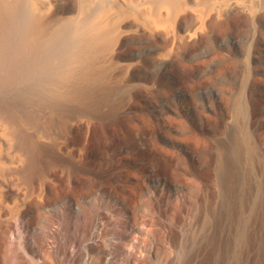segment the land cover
Here are the masks:
<instances>
[{
  "label": "bare ground",
  "instance_id": "1",
  "mask_svg": "<svg viewBox=\"0 0 264 264\" xmlns=\"http://www.w3.org/2000/svg\"><path fill=\"white\" fill-rule=\"evenodd\" d=\"M58 1L59 0H0V223L3 220V216L5 215V211H7V209L9 210L8 207L11 203V202H9V205H5L4 199H10L11 198V200H12V198L19 197L21 200V203L23 205V207L20 208L19 210H21V209L26 210L27 207L31 203H35L32 208H33V211L38 212V211H40V209L43 206L45 207V203H46L47 199L50 202V204H51V202L54 203L55 201H58L60 199V197L62 196L60 194V192H61L60 188L66 184L65 182H68L67 185H69V186L73 185L72 187H75V189H77V187H78V186H76L77 184H81V183H79L81 181L86 182L87 184H89L91 186V189L88 188L90 190L87 189V191H85L84 193H83V191L81 192L83 195H80V198L83 196L85 198V196L87 195L89 197L92 196L95 199L99 195L98 192L103 191V190H109V191L112 189L114 190V187H115V190L117 188H119L120 189L119 191L120 192L122 191V193H120V194H122L121 197L123 196L122 199H123V201L125 200V202L128 206L131 207L134 204H137V201L140 202L139 204H141L142 201H139L138 199H139V197L145 198L144 194L148 189V187H147L148 185L146 184V180L148 179V174H147L148 172L146 170H144L147 173H140L139 176L135 177V178H137L135 180L134 176L131 174L130 170L127 169L128 165H129L128 163H127L128 165L126 164L127 166L125 167V169L123 167H121L120 163L125 162V161L127 162L128 156H131L132 154L130 155V153H129L128 156L125 155L126 150L124 148V143L122 141L123 136H121L122 132L120 134V130L121 129L125 130L123 128H127V127L128 128H135V129H140V128L151 129V128H153V130H154V124H155L154 121L156 119V116L154 114L150 113V110H149V112L146 111L143 108V106L141 105L143 103L140 104L139 102H134L133 100L135 99L136 96L133 97V100H132L133 102H132L131 101L132 98L130 99V97L132 95L129 96V99H128L127 98L128 95H126L122 91V86H126L125 82L127 81V79H129L131 77L134 78V76H133V73L135 72L134 68L138 67V64H140L139 63L140 61L137 62L136 64L123 62V64H120L118 67H111V63L114 60H118V59L124 60L125 59L123 56L124 52H125L124 46H125V43H127V41H129V39H132L133 37H140L141 38V36H145L147 38H156L157 34L160 33V31H162V32L164 31V34L166 35V39H165L166 40L165 41V47L167 48L166 53H167V56L171 57L173 60V63H172V67L174 68L173 70H175L178 73V77H177L178 80H177V82H174V83L175 84L178 83L177 85H179L178 88L181 89V92L184 90H187L188 92H190L192 94V96L190 97L191 100L189 99V102H188L185 99L184 94L181 93V103H179L180 106L179 107L177 106L178 109L175 110L176 116H177L176 118H172L170 115L165 116V113L164 114L162 113L159 116V118H161L163 120L162 124L164 125V127L165 126L169 127V126H171L170 124L173 123L172 125L173 126L175 125L174 129H176L177 128L176 126L179 125L180 129L182 131L181 133H183L182 138H180L181 141L188 144L187 147L190 146L189 148H191V146H194V147H196L195 150L199 149V157L197 154L198 152L196 153L197 157L189 154V157H191V160L193 162L191 163L189 161L191 165L190 164L188 165V163H187L188 161L186 160L187 158L184 155V153L186 152V149H184V148L179 147V148H181V150H180V152H178L179 149L177 151V149H176L177 147L175 148L173 146L175 148L174 150H176V153H174L175 152L174 150L171 151L169 149L170 147L168 148L169 150L164 151L163 149H165V147L160 148L158 145L159 143L158 144L155 143L157 145V147H155V148L153 147V148L156 150L154 152L157 153V155L159 152L160 155L162 156V158L164 160H167V161L170 157H172V154H174L173 158H174L175 154L178 155V157L180 156L179 157L180 159L179 158L178 159L181 160V163H179V166L182 167L181 169L187 168L186 169L187 171L183 169L187 173H191V172H188V169H189V171L193 170V172L194 171L196 172L195 175L197 174V176L200 177V179L197 178V179L193 180V182H192V183H194V189H195L196 198H197V199L196 198L193 199V197H192V200H194V201H195V199L197 201L201 200L203 203L204 197L205 196L207 197L206 193H210V192H207V189L205 188L206 187L205 184H202V183L209 178L210 174H213V173H211L212 170L209 167H207L209 161H211V159H213V155H214L211 152L212 151L211 148H212V144H213L211 142V130H212L211 129L212 128L211 122H212V120H215L218 123L221 119V116H222L219 114H222V112L220 111L221 109H219V111H218L219 113H217V116H216V114L214 116L213 113H212V115H210V113L207 114L208 112L205 113V111H206L205 106H204L205 104H202L204 107V109L202 108L203 110H201L199 108V106H198L199 103L197 104V101L199 100V98L196 101L193 97V93H195V91L197 90V87H200V86H196V83H197L196 80L201 75L200 72H204V70H206L209 67H207L206 69H203L205 67L202 68L201 67L202 65L201 66L199 65V62H197L196 56L194 57V59L191 58L192 60L189 63H186L185 60L191 56V53L194 50L199 49L200 46L202 47L203 44L207 43L208 40H206V39H208V37H206V34H207V32L209 33V31H211V32L215 31L218 35H220L221 38L223 37L222 34L224 33L225 29L226 30L228 29L231 32V34L233 33L232 35L238 36V35H241L242 32L245 33L244 29L246 31V28L248 29V27H250V26H248L249 24L254 25V27H257L258 29H260V32L263 31L264 30V0H71L72 3H74L77 6V13L75 14L74 17H71L68 20L65 19V21L57 22L56 14H57L59 9L57 8L56 5H57ZM67 18H68V16H67ZM257 31L255 29L254 33ZM261 34H263V33H261ZM263 37L264 36H262V40L264 41ZM259 38H261V37H259ZM226 43H228V41ZM213 47H212V49H214ZM216 47H217V45H216ZM229 47H230V45H229ZM133 48H135V47H133ZM206 48L209 49V47H206ZM261 48H263V47H261ZM201 49H203V48H201ZM228 49H226V50H228ZM231 50H233V49H231ZM231 50H229L231 52L230 55L233 54L235 56L236 52L231 51ZM260 50H261L260 52H257V54L253 55V57L251 58L252 62H256L257 60L262 62V60H264V51H263V49H260ZM203 52H201V55L198 54L199 56L198 55L197 56L202 57ZM210 52L212 54H214L215 50L213 52L211 50ZM194 53H195V51H194ZM224 53H226V52H224ZM224 53H222L221 51H220V53H219V51L215 53L216 57L223 56L222 58H220L221 60H219V61H222V59L224 58V55H225ZM205 54L207 55V53H205ZM217 55H219V56H217ZM193 56H194V54H193ZM216 57L214 59H216ZM208 58L209 57L205 58V60L207 59V64L210 63V62H208L209 60L211 61L213 59V58H211L208 60ZM217 59H219V58H217ZM227 59H225V60H227ZM202 60H204V59H202ZM217 61L218 60H216L215 62L217 63ZM215 62H214V64H215ZM204 64H206V63L204 62ZM210 64H212V63H210ZM232 65H235V64H232ZM232 65L230 67V65L228 64V67L232 69ZM208 66H209V64H208ZM211 68H212V65H210V69H208L209 72H210V70L213 69V68L212 69ZM217 68L219 69L218 66L216 67V69ZM223 68L224 67L220 68V71ZM225 68H227V66ZM231 69H229V70H231ZM257 70H259V69H257ZM252 71H253L252 72L253 73V75H252L253 76V78H252L253 84H251V86L249 85L250 87L248 86V87L243 88V90H240V91H242L241 96L243 94V99L242 98L241 99L244 101L243 102L240 101L238 103L239 108L241 109L239 111V113L241 111L243 112V109H245L246 112L245 111L244 112L247 113V114H244V112H243V115H247V117H245L242 115V112H241L243 119L245 117V119L247 118V120H248L247 125L245 124L241 130L237 131L238 133L236 132V134H237L236 139L237 140L233 138L234 139L233 142L236 140L235 141L236 145H235L234 149H233V147H234L233 143L231 144V145H233V147L232 146L229 147V145L227 146L226 143H223L227 146L226 147L225 145H223L221 143L222 145H219L218 150H216L217 152L214 151V153H216L215 155H217V153H218L221 162L226 166V167H221V168H226V171L229 168H232V167H229L227 169V167L231 163L232 156L233 157L235 156L236 158H238L239 156H241L244 153L248 154L247 150H248L249 144H250V142L248 143V141H250V137L252 138L251 141H253V139L255 138V137L253 138L251 136L253 133L249 137V134L251 133L250 130L254 129L253 127L255 126L256 120L258 119L257 118V112H258L257 110H258V106L260 104V101L254 97V95H255L254 94V88H256V86L257 87L261 86V85L264 86V79H263V77L260 78V75L257 77L255 76L256 75V69H254ZM216 72H219V70ZM223 72H225V71H223ZM260 73H262V72H260ZM120 74H122L121 76L123 79L122 78L120 79V77H118ZM137 75H138V73H137ZM214 75H217V74H214ZM214 75L212 74V77ZM222 75H224V73ZM249 75H251V74H249ZM139 76L141 77V75H139ZM205 78H207V77H205ZM136 81H138V80H136ZM143 81H144V79H143ZM213 82H212V84H213ZM143 83L145 84V82H143ZM203 83H204V80H203ZM141 84H142V82H141ZM151 84H152V82H151ZM198 84L203 86L202 84H200V81H199V83H197V85ZM145 85H147V84H145ZM206 85H208V84H206ZM147 86H149V85H147ZM151 86H153V85H151ZM215 86H216V84H215ZM139 87H140V85H139ZM167 87L168 86H166V88ZM146 88H148V87H146ZM228 88H230V87H228ZM143 89H145V88H143ZM173 90H174V88H173ZM218 90H220V89H218ZM225 90H227V89H225ZM143 91L144 90H142V92ZM165 91H167V90H165ZM168 92H170V91H168ZM168 92L166 93V95L168 94ZM171 92H170V94H171ZM128 93H129V91H128ZM140 93H141V91H140ZM130 94H131V92L129 93V95ZM132 94H133V92H132ZM146 94H147V92H146ZM150 94H153V93H150ZM209 94H210V92H209ZM218 94H220V93H218ZM147 95H149V94H147ZM199 95H200V92H199ZM199 95H196V97L197 96L199 97ZM221 95H222V92H221ZM140 96H141V94H140ZM168 96H169V94H168ZM202 97L204 98V96H202ZM208 97H209V95H208ZM141 98L142 97H140V99ZM146 98H147V96H146ZM148 98L152 99L151 97H148ZM201 100L202 99H200V102H202ZM149 101H151V100H149ZM154 101H153V103H154ZM210 101H212V99ZM186 102H188L190 104V109H191L190 111H187L185 109L186 105L184 103H186ZM208 102H209V100H208ZM146 105L150 106V104H146ZM213 105L214 104H212V106ZM171 106L173 107V105H170V107ZM212 106H211V108H213V109H215L217 107L216 106L214 108ZM157 107H159V106H157ZM157 107L154 109H157ZM148 109H150V108H148ZM174 109H175V107H174ZM130 111L131 112L132 111H135V112L138 111L137 115H138V113L140 114L139 115L140 117L138 116L139 119L137 118L138 120H136L135 116H132L130 114ZM163 112H172V108L167 109ZM225 115H226V113H225ZM243 119H242V121H243L242 123H244L246 121L245 119L244 120ZM171 120H174V121L172 122ZM174 122L178 123V124L176 125V124H174ZM157 123L159 124V122H157ZM217 123H215V124H217ZM158 124H155V125H158ZM162 124H160L158 126H161ZM217 125H219V123ZM241 126H237V128H241ZM164 127H162V129ZM256 127H258V126H256ZM214 128L215 129H213V130H216V127H214ZM221 128L225 129L226 127H224V125H223ZM219 132H221V130ZM169 133L170 132H168V134ZM228 134H230V133L228 132ZM231 135L233 136V134H231ZM228 136H226V137L228 138ZM226 137L222 138V139H226ZM214 138H216V139L219 138L218 134ZM212 140H215V139H212ZM152 141H153V139H152ZM165 141H167V140H165ZM246 141L248 143V147L244 146ZM217 142L219 144V140L216 141V143ZM227 143H229V142H227ZM255 144H257V142ZM80 146L87 147L86 152H83L81 150ZM160 146H162V144H160ZM242 146H244L245 149L247 148L246 149L247 152H244L242 150ZM133 147H135V146H133ZM250 147L252 148L253 145L251 144ZM230 148L233 149L234 151L229 150ZM127 149H129V147H127ZM252 149H250L249 152L250 151L253 152ZM195 150H194V152H195ZM135 152H137V151L134 150V153ZM254 152H255V150H254ZM110 155L113 156V158L115 157V159L110 161V159L112 157L111 158L107 157L108 159L106 160L105 156H110ZM137 156L138 155H136L135 157H137ZM248 156H249V154L247 155V157ZM132 157H134V155ZM132 157H129V158H132ZM135 157H134V159H135ZM189 157H188V159H189ZM245 157H244V159L247 158V157L246 158ZM158 158H159V155H158ZM173 158H171V159H173ZM239 159H241V158H239ZM137 160L138 159L136 158L135 161H137ZM87 162H89V163H87ZM214 162H217V161L214 160ZM236 162H237L236 164H238V161H236ZM137 163H139V162H137ZM159 163H160V161H159ZM186 163H187V165H186ZM211 163H212V161L210 162V164ZM246 163H247V161H246ZM152 164H153V162H152ZM219 164H221V163H218L217 165H219ZM144 165H146V164H144ZM169 165H170V162H169V164L166 161L161 162L160 165H158V166H160L161 167L160 169H162V170H159V171H161V173L165 172V174H167L166 171H167ZM217 165L215 164L214 166L217 167ZM158 166L155 168H158ZM248 167H249V165H248ZM129 168H130V166H129ZM139 168H141V166ZM219 168L220 167L218 166L217 169H219ZM234 168L232 169V172H234ZM170 169H171V167H170ZM170 169H168V170H170ZM131 170L133 171V169H131ZM224 170H222V171L225 172ZM238 171H239V169H238ZM8 172L13 173L17 177V180H18L17 183H16V181H15V183L11 182L10 181L11 179L10 180L8 179L10 176L6 179V175ZM135 172L133 171V174ZM214 172H216V171H214ZM242 172H244V171H242ZM136 173L138 174L139 172H136ZM227 173L229 174L228 171H227ZM181 174H182V172L180 173V175ZM230 174H231V176H233V175H235V172L233 173V175H232V173H230ZM240 174H241V172H240ZM224 175H225V173H224ZM236 175L239 176L238 174H236ZM212 176H215V175H212ZM235 176H233L231 178L233 180V183H235V181H236ZM220 177L221 176H219V179H220ZM244 177L246 179V176H244ZM247 177H249V176H247ZM181 178H185V177H181ZM186 178H188V177H186ZM115 179H117V182H118L117 184L114 183ZM240 179L241 178H239L238 180H240ZM66 180H68V181H66ZM220 180H223V179H220ZM228 180H230V179H228ZM244 180H242V181H244ZM12 181H14V180H12ZM180 181H182V180H180ZM189 181H191V180H189ZM237 183H239V182H237ZM237 183H235V184L237 185ZM235 184H234V186H235ZM89 185H88V187H89ZM225 185H227V184L224 183V186ZM230 185H232V184L230 183ZM238 185L235 186L237 188V190L240 189L239 188L240 186H238ZM241 185H246V184L244 183ZM234 186L232 185V188ZM229 187L231 188V186H229ZM248 187L252 188V186H248ZM207 188L209 190V187H207ZM218 188H217V190H218ZM72 189H74V188H72ZM204 189H206V190H204ZM224 189H225V187H224ZM71 191L69 190V192H71ZM240 191H239V193H236V194L234 192V194L238 195V194H240ZM66 192H68V191H66ZM247 192H248V190H247ZM247 192H246V194H247ZM62 193H64V192H62ZM100 193H103V192H100ZM192 193H194V192H192ZM232 193H233V191L231 192V195H232ZM76 194H78V192ZM111 194H112V191H111ZM147 194H145V195H147ZM243 194H245V193L242 192V196H243ZM246 194H245V196H246ZM249 194L251 195L250 192H249ZM116 195H118V194H116ZM72 196H73L72 200H74L76 203L77 195L72 194ZM208 196H209V194H208ZM213 196H215V195L213 194ZM78 197H79V195H78ZM107 197H108V195H107ZM209 197H212V196L210 195ZM116 198H117V196H116ZM143 198H141V199H143ZM212 198L214 199V197H212ZM120 199H118V200H120ZM187 199L189 200V198H187ZM240 199H242V198H240ZM115 202H117V201H115ZM77 204H79V202H77ZM257 204H255L256 207L259 205V204L258 205ZM176 205H178V204H176ZM199 205L204 207L201 204H199ZM30 206H32V205H30ZM135 206H137V205H135ZM259 206H261V205H259ZM14 207H15V205H14ZM119 207H121V206H119ZM124 207H126V206H124ZM205 207H206V204H205ZM207 207H209V206H207ZM251 207L255 208L253 206H251ZM122 208H123V206H122ZM194 208L195 207H193V210H195ZM198 208H199V206H198ZM198 208H197V210H198ZM262 208H260V209H262ZM13 209L14 208L10 209L9 211L12 212ZM117 209H119V208H117ZM199 209H201V208H199ZM205 209L206 208H204V210ZM207 209L211 210L212 207H211V209H209V208H207ZM216 210L218 211V209H216ZM224 210L225 209H223V211ZM84 211H86V210H84ZM123 211H124V209H123ZM257 211H259V212H258V214H255V215L256 216L258 215L260 217L259 220L264 219V218H262V217H264V215L260 212V210H257ZM129 212H130L129 214H124V213L118 212V217H115L116 232H117L118 236L119 235L121 236L120 233H123V230H125L123 228L128 227L126 225H128L131 222L132 217L134 219L136 218L135 216H132L133 214L131 213V211H129ZM197 212H195L194 215ZM205 212H207V211H205ZM52 213H53V211H52ZM88 213H87V217L85 216L86 217L85 219H87L85 221L87 223L90 222V218L88 216ZM116 213H114V214H116ZM199 214H201V212ZM248 214H249V212H248ZM205 215H207V214L205 213ZM205 215H204V218L208 217L210 214L207 216H205ZM14 216H15L16 220H17L16 217H19V215L18 216L14 215ZM197 216H199V215H196L195 217L197 218ZM221 216H222V214H221ZM256 216H255V218H256ZM10 217H12V216H10ZM139 218L136 220L138 221ZM209 218H211V217H208V222L206 223V226H207V224H209V226H210V223L213 226L214 224L212 222H210L212 219H209ZM246 218H248V215H246ZM201 219H203V218H201ZM256 219L258 220V217ZM213 220H214V218H213ZM249 220H251V217L249 218ZM253 220H252V222H253ZM17 221H19V219ZM112 221H114V220L112 219ZM197 221H199V219ZM201 221H203V220H201ZM223 221H222V223H224V225H225L226 223ZM246 221H248V220L246 219ZM23 222H24V220H23ZM204 222H202V223L204 224ZM215 222H217V221L215 220ZM252 222H249V223H252ZM258 222H257V224H259ZM28 223H29V221H28ZM32 224H34V223H32ZM195 224H196V222H195ZM198 224H201V223H198ZM257 224L254 227H250V226L246 227L245 230L243 231L244 232L243 238H242L244 240L243 241V244H244L243 247L244 246H247V247H244V248H246V251H243L242 253L246 252V255H248V257H249L248 252H251L253 250L250 253V255L251 254L254 255L256 264H264V225L262 223H261L262 225H257ZM87 225H89V224H87ZM17 226H18V224H17ZM198 226H200V225H198ZM203 226L205 227V224ZM225 226H227V225H225ZM85 227H87V226H85ZM217 227H216V230H217ZM15 228H17V227H15ZM207 228H208V226H207ZM13 229H14V227H13ZM25 229H26V227H25ZM209 229L211 230V228H209ZM212 229L214 230V228H212ZM5 230H6V228H5ZM15 230L16 229H14V231ZM20 230H21V232H19V230L17 232L22 233V229H20ZM200 232H202V230H200ZM203 232H205V231L203 230ZM0 233H2V232H0ZM7 233L8 232H6V234ZM19 233H18V235H19ZM229 233H230V231H229ZM49 234L51 235V233H49ZM218 234H219V230H218ZM221 234H223V232ZM240 234H242V232ZM10 235H12V233ZM4 236L1 234L0 254L5 259H9L11 257L10 258L11 260L9 259L10 260L9 262H11V264H20L18 261L19 255H20L22 260H24L25 258L30 259V261L32 260L31 263L34 262L35 258L37 256H40V255H41L40 258L42 259L41 264H49L48 261H51V260H48V257L51 258L52 254L51 255L47 254V251L43 248L47 244V241H48L47 236H44V237L37 239L36 242H31L34 244L36 243V246H34L36 248H34L33 251L31 250L32 252H30V250L27 246H23L24 244L16 245L15 244L16 242L14 243L15 239L12 240L13 236L12 237L8 236V238H7V236L6 237H4ZM20 237H22V236H20ZM31 237H29V238H31ZM200 237H202V235ZM237 237H238V235H237ZM237 237H236V239H237ZM16 238H17V236H16ZM109 238H111V237H109ZM220 238H221V235H220ZM19 239H20L19 240L20 242H17V243H21V240L23 238H19ZM25 239H24V241H25ZM209 239L207 240V243L205 242L206 243L205 246L201 245L203 242L202 243L200 242L201 243L200 246H197V248H199V249L196 252L194 251L195 252L194 256L191 254L193 257L189 260L188 264H195V263L196 264H217V262L219 260L215 257V254L218 252L217 251L218 247H220L219 245L222 244V242L217 247L218 243L216 244V241H214V238L211 237ZM225 239L226 238H224V240ZM238 239L240 240V237H238ZM221 241H223V240H221ZM238 241H237V243H239ZM22 242H23V240H22ZM234 242H233V244H235ZM230 243L231 242H229L228 244H230ZM226 245H227V243H226ZM194 246H195V244H194ZM19 248H21V251L18 253ZM194 249H196V248H194ZM190 250L192 253L193 252L192 249H190ZM59 251H61V250H59ZM188 252L190 253V251H188ZM64 253L65 254L62 253V255H64L65 264H82L81 263L82 260H83V262H85L84 260H86V259H84L83 256H80V254L78 257H74L75 255L73 256V249L71 251H69L68 253H66V252H64ZM48 255H50V256H48ZM227 255H228V253H227ZM241 255L243 257V254H241ZM59 256H61V253ZM216 256H218V255L216 254ZM242 257H241V260H242ZM62 258H63V256H62ZM229 258H230V256H229ZM57 259H60V258H57ZM231 259H229V260L233 264L234 261L232 262ZM237 259H238V257H237ZM227 260H228V258H227ZM233 260H235V259L233 258ZM243 260H245V259H243ZM28 261L29 260H27V262ZM37 261H35L36 264L38 262H40V261H38V262ZM236 261H235V263H236ZM59 262H61V260ZM230 262H229V264H230ZM4 263L7 264L8 262L4 261ZM238 263L241 264L239 262V260H238ZM8 264H10V263H8ZM183 264H184V262H183ZM185 264H187V263L185 262ZM219 264H220V262H219ZM244 264H246V261Z\"/></svg>",
  "mask_w": 264,
  "mask_h": 264
},
{
  "label": "rangeland",
  "instance_id": "2",
  "mask_svg": "<svg viewBox=\"0 0 264 264\" xmlns=\"http://www.w3.org/2000/svg\"><path fill=\"white\" fill-rule=\"evenodd\" d=\"M56 6L59 9L57 14H56L57 22L65 21V19L68 20L69 18L74 17L75 14L77 13V6L74 3H72L71 0H59L57 2ZM67 16H68V18H67ZM248 26H250V27H248V29L246 28V31L244 29V32L247 35L245 33H243V32H242L243 34L241 33V35H238V36L237 35H232L233 33L231 34V32L228 29H227L228 31L225 29V31H224L225 34L223 33L222 34L223 37L221 38L220 35H218L215 31L214 32L213 31L212 32L209 31V33L207 32L206 37H208V39H206V40H208V41H207V43L205 42L207 45L203 44L202 47L200 46L199 49L194 50L195 53H194V51L191 53L192 57L190 56L188 59L185 60L186 63H189L196 56V59H197V62H199V65L200 66L202 65L201 66L202 68L205 67L203 69H206L207 67H209L206 70H204V72H200L201 75L198 78L199 80L198 79L196 80L197 83H199V81H200V84L203 85V86H201L199 84L197 85V83H196V86H200L201 88L197 87V90L195 91V93H193V97H194V99L196 101L199 98V100L197 101V104L199 103L198 104L199 108L201 110H203L204 107H203L202 104H205L204 105L205 109H206L205 113L208 112L207 114L210 113V115H212V113H213L214 116H215V114L217 116V113H219L218 112L219 109H221L220 111L222 112V114H219V115H222L220 121L218 122L219 125H217L218 123L215 120H212V122H211V125H212V128H211L212 129L211 130V142L213 143L212 144V148H211V150H212L211 152L214 155H213V159H211L212 163L210 164L211 161H209L207 167H209L212 170L211 173H213V174H210L209 178L202 183V184H205L206 187L205 186L204 187L207 189V192H210V193H206L208 198L205 196L204 199H203V201H204L203 203H202L201 200H198V201L196 200L197 198H196V193H195V189H194V183H192L193 180H195L197 178L200 179V177H198L197 174L195 175L196 172L195 171L193 172V170L189 171V169H188V172H191V173H187L186 172L187 168L186 169L183 168L186 171L181 169L182 167L179 166V163H181V160H179L180 156L178 157V155H176V154H175L174 158H173L174 154H172V157H170L168 159V161H167V160H164L162 158V156L160 155V153L158 151L157 152H158V155H159L160 159L158 158L157 153L154 152V151H156L154 149L155 147H157L156 144L159 143L158 145H159L160 148H164L165 147V149H163L164 151L165 150H169V149L172 151L176 147H177L176 148L177 151L179 149L178 152H180L181 148L186 149V152L184 153V155L187 158L186 160L188 161L187 162L188 165L190 164V162L191 163L193 162L191 160V157H189V154L190 155H194L196 157H197V154H198V157H199V149H197L198 151L195 150L196 147H194V146H191V148H189L190 146L187 147L188 144H186V143L181 141L180 138H182V136H183L182 134L183 133H181L182 131H181L179 125L176 126L177 128L175 127L176 129H174L175 125L173 126L172 125L173 123H171L170 124L171 126H169V127L165 126L166 127L165 128L164 125L162 124L163 120L161 118H159V116L162 113L163 114L165 113V116L166 115H170L172 118H176L177 116H176L175 110H177L178 107L180 106L179 103H181V93L184 94L185 99L188 102H189V99L191 100L190 97L192 96V94L190 92H188L187 90H184V91L181 92V89L178 88L179 87V85H177L178 83L177 84L174 83V82H177V80H178V78H177L178 77V73L175 70H173L174 69L172 67L173 60H172L171 57L167 56V53H166V51H167V48L165 47L166 35L164 34V31L163 32L160 31V33L157 34L156 38H147L145 36H141V38L140 37H133L132 39H129V41H127V43H125V46H124V51L125 52H124L123 56H124L125 59L124 60L123 59L114 60L111 63V67H118L120 64H123V62L124 63L136 64L137 62L140 61L139 62L140 64H138V67L134 68V71H135V72L133 71L134 72L133 73L134 78L131 77V78L127 79V81L125 82L126 86H122V91L126 95H128V97H127L128 99H129V96L132 95L130 97V99L132 98L131 101L133 100V97L136 96L133 101L134 102H139L140 104L143 103V104H141L143 106V108L146 111H148V112L150 110V113H152V114H154L156 116V119L154 121L155 124H158L157 122H159L158 125L162 124L161 126H158V125L154 124V130L155 131L153 130V128H151V129H145V128L144 129L143 128L135 129V128H128V127L127 128H123L125 130H122V129L120 130V134L122 132L121 136H123L122 137L123 138L122 141L124 143V148H125L126 152L128 151L127 153L125 152V155L128 156L129 153H130V155L132 154L131 156H128L127 162L125 161L126 163L125 162L120 163L121 167H123L125 169V167L129 164L127 169L130 170V172L134 176L135 180L137 179L135 177L139 176L140 173H147L148 172L147 174H148V179L149 180L148 179L146 180V184L148 185L147 186L148 189L145 192V194H147V193L148 194L147 195L144 194L145 198L139 197V199H138L139 201H142L143 203L141 202V204H139L140 202L137 201V204H134L131 207L128 206L126 204L125 200L123 201V199H122L123 196L121 197L122 194H120V193H122V191L120 192L119 188H117L115 190V187H114L115 191L113 189L110 190V191L109 190L100 191V192H103L104 194L98 192L99 195L95 199L92 196L89 197L87 195L85 196V198H84V196L80 198V195H83L81 192L83 191V193H84L85 191H87L88 188L91 189V186L89 184H87L86 182H82L81 181L79 183H81L82 185L81 184H77L76 186H78V187H77V189H75V187H72L73 185L69 186V185H67L68 182H65L66 184L63 185L60 188V191H61L60 194L62 195L60 197V199L58 201H55L54 203L51 202V204H50V202L47 199L46 200L47 204L45 203V207L43 206L40 209V211H38V212L33 211L32 207L34 206L35 203H31L30 205H32V206L29 205L26 210H24V209L23 210L22 209L19 210L20 208L23 207L19 197L12 198V200H11V198L10 199H4V204L5 205H9V202H11L9 207H8L9 210L12 209V208H14V209L12 210V212H10L8 209H7V211H5V215L3 216V220H2L3 222L1 221V223H0V232H2V233H0V239H1V234L3 236L5 235L4 237L7 236V238H8V236H10V237L13 236L12 240L15 239L14 243L16 242L15 243L16 245L24 244L23 246H27L29 248L30 252H32L34 250V248H36V247H34V246H36V243L34 244V243H31V242H36L37 239H39L41 237H44V236H47L48 237V241H47L46 246H44L43 248L47 251V254H50V255L52 254L51 255L52 259L50 257H48V260H51V261L53 260L52 262L48 261L49 264H52L53 262H54L53 264H59V263L60 264H65L64 255H62V253L63 254H65L64 252L68 253L72 249H73V256L75 255L74 257H78L79 254H80V256H83L84 259H86V260H84L85 262H83V260H82V262H81L82 264H183V262H184V264H185V262L188 264L189 260L194 256L195 252L199 249V248H197V246H200V244L202 242L203 243L201 245L205 246L206 243H207V240L209 238L213 237L214 241H216V244L218 243L217 247L222 242V244L219 245L220 247H218V250H217L219 253L218 252L216 253L218 256H216V254H215V257L219 260L217 262V264H219V262H220V264H223V263L224 264H229V262H230L229 259H231L232 257L235 259V260H233V258L231 259L232 262L234 261L233 264L235 263L236 260L237 261H236L235 264H239L238 260H239V262L241 264H244L245 261H246V264H256L254 255L253 254L250 255V253L253 250L251 252H248L249 253V257H248V255H246V252L242 253L243 251H246V248H244V247H247V246L243 247V245H244L243 241L244 240L242 238H243V233H244L243 231L245 230L246 227H249V226L250 227H254L257 224L258 221H259L258 222L259 224H257V225H262V224L264 225V219L259 220L260 217L258 215L257 216L255 215V214H258V212H259L257 210H260V212L264 215V145H263L264 144V90H263L264 86L261 85V86H258V87L256 86V88H254V94H255L254 97L257 98L260 101V104H259L258 110H257L258 111L257 112V118L258 119L256 120L257 124L255 123V126L253 127L254 129H251L250 130L251 133L249 134V137H250V135L253 133L251 136L253 138L254 137L255 138L253 139V141H251L252 138L250 137V141H248V143L250 142L249 148L250 149L253 148L252 150H253V152L255 150V152L254 153L252 151L249 152L250 149L248 148L247 151H248L249 156L247 157L248 154L246 153L247 154L246 155L244 152H247L246 151L247 148L245 149V147H248V143H247V141H246V143L244 142L246 144V145L244 144L245 147L242 146V150L244 151L243 152L244 154H242L238 158H236L235 156L234 157L232 156L231 163L229 164V166L227 165L228 166L227 169L229 167H232V168H229L230 170L229 169L227 170L229 172V174L227 173L226 168H221V167H226V166L221 162L218 153H217L218 156L215 155L216 153H214V151L217 152L216 150H218L219 145H222L223 143H226V145L227 146L229 145V147L230 146L233 147V145H231L233 143L234 144L233 149H234L235 145H236L235 141L237 140L236 139V136H237L236 132L238 130H241L245 124L247 125V121L248 120H247V118L245 119V117H247V115H243V112L245 111V109H243V112L241 111L242 115L245 116L244 119L246 120L244 123H242L243 122L242 121L243 117L241 115V112L239 113V111L241 109L239 108L238 103L240 101H242V102L244 101V100H242L243 99V94L241 96L242 91H240V90H243V88L248 87L249 85L251 86V84H253V82H252V78H253V76H252L253 73L252 72L253 71L252 70L256 69V75H255L256 77L260 75V78L263 77V79H264V72H263L264 71V60H262V62L259 61V60H257L258 62L257 61L256 62H252V59H251L253 57V55H255V54H257V52L261 51L260 49H263V51H264V41L262 40V36H264V32H263L264 30L260 32V29H258L257 27H254V25H250L249 24ZM255 29H256V31L257 30L258 31L254 33ZM261 33H263V34H261ZM259 37H261V38H259ZM263 39H264V37H263ZM227 41H228V43H226ZM216 45H217V47H216ZM229 45H230V47H229ZM133 47H135V48H133ZM206 47H209V49L206 48ZM212 47L214 49H212ZM261 47H263V48H261ZM201 48H203V49H201ZM226 49H228V50H226ZM231 49H233V50H231ZM211 50H212V52L215 50L214 54H212L210 52ZM229 50L235 51L236 55L235 56L233 54L230 55L231 52ZM218 51H219V53L221 51L222 53L226 52L228 54L227 55L226 53H224L226 55V56L224 55V58H223L224 60L222 59V61H219V60H221L220 58H222L223 56L220 57L219 55H217L219 57H216L215 53L218 52ZM201 52H203L202 53V57H198L199 55H201ZM205 53H207V55ZM193 54H194V56H193ZM214 56L216 57V59H214L215 58ZM206 57H209L208 60L213 58L211 60L212 62L210 60L208 61V62L212 63V64L208 63L209 66L207 64V59L205 60ZM217 58H219V59H217ZM202 59H204L205 61L202 60ZM225 59H227V60H225ZM214 60L215 61L218 60L219 62L217 61V63H216ZM204 62L206 64H204ZM214 62H215V64H214ZM228 64L230 65V67H231L232 64H235V65H232V69H231V68L228 67ZM210 65H212L213 69L211 68L212 70H210V72H209L208 69H210ZM217 66L219 67V69L218 68L216 69ZM226 66H227V68H225ZM222 67H224L223 68L224 70L222 69L221 70L222 72H221L220 68H222ZM228 68L231 69V70H229ZM257 69H259V70H257ZM218 70H219V72H216ZM223 71H225V72H223ZM260 72H262V73H260ZM137 73H138V75H137ZM223 73H224V75H222ZM212 74L213 75L217 74L218 76L214 75L212 77ZM249 74H251V75H249ZM121 75L122 74H120L118 76V77H120V79L122 78ZM139 75H141V77ZM205 77H207V78H205ZM143 79H144V81H143ZM202 79L204 80V83H203ZM136 80H138V81H136ZM140 81L142 82V84H141ZM143 82H145V84H147L149 86L145 85ZM151 82H152V84H151ZM212 82H213V84H212ZM205 83L208 84V85H206ZM215 84H216V86H215ZM139 85H140V87H139ZM151 85H153V86H151ZM166 86H168V87L166 88ZM142 87L145 88V89H143ZM146 87H148V88H146ZM228 87H230V88H228ZM173 88H174L175 91L173 90ZM138 89L141 91V93H140V91ZM218 89H220V90H218ZM225 89H227V90H225ZM142 90H144V91L142 92ZM165 90H167V91H165ZM128 91H129V93L131 92L130 95H129ZM168 91H170V92L172 91L171 94ZM132 92H133L134 95L132 94ZM146 92L149 95H147ZM167 92H168L169 96H168V94L166 95ZM199 92H200V95H199ZM209 92H210V94H209ZM221 92H222V95H221ZM150 93H153V94H150ZM218 93H220V94H218ZM140 94H141V96H140ZM196 95H199V97L198 96L196 97ZM208 95H209V97H208ZM146 96H147V98L151 97L153 100L150 99V98L147 99ZM202 96H204V98ZM140 97H142V98L140 99ZM200 99H202L201 101L203 103L200 102ZM211 99H212V101H210ZM149 100H151V101H149ZM208 100H209V102H208ZM153 101H154V103H153ZM188 102L184 103L186 105L185 109L187 111H190L191 110L190 109V104ZM145 103L146 104H150V106L146 105ZM212 104H214V105L212 106ZM170 105H173V107L172 106L170 107ZM157 106H159V107H157ZM211 106L214 107V108L217 106L215 108L216 110L211 108ZM156 107H157V109H154ZM174 107H175V109H174ZM148 108H150V109H148ZM171 108H172V112H163V111H165L167 109H171ZM223 111L224 112L226 111L225 112L226 115H225V113ZM134 112L135 111H132V112L130 111V114L132 116H135L136 120H138L139 117H140L139 116L140 114L138 113V115H137L138 111H136L135 113ZM245 112H244V114H247ZM171 121L173 122L174 120H171ZM213 121L215 123H217V124H215ZM175 122H174V124L177 125L178 123H175ZM223 125H224V127H226L225 129L221 128ZM213 126L216 127V130H213V129H215ZM237 126H241V128H237ZM256 126H258V127H256ZM162 127H164V128L162 129ZM220 130H221V132H219ZM167 131L170 132V133L168 134ZM228 132L230 134H228ZM217 134L219 136V138H217L219 140V144H218V142L216 143V141H218V140L216 138H214V137H216ZM231 134H233V136ZM226 136H228V138ZM225 137H226V139H222V138H225ZM233 138L236 139L234 142H233V140H234ZM152 139H153V141H152ZM212 139H215V140H212ZM165 140H167L168 142L165 141ZM255 141L257 142V144H255L256 143ZM227 142H229V143L231 142V143L229 144ZM160 144H162L163 147L160 146ZM251 144L253 145L252 148L250 147ZM223 145H225V144H223ZM133 146H135V147H133ZM80 147H81V150L83 152H86V148L87 147H85V146H80ZM127 147H129V149L130 148L131 149L129 150V149H127ZM179 147H181V148H179ZM231 148L229 150L234 151ZM134 150L137 151L138 153L137 152L134 153ZM194 150H195V152H194ZM174 151L173 152L176 153V150H174ZM133 155H134V157L136 155H138V156L135 157V159H134V157H132ZM107 157H110V158L112 157L111 159L109 158L110 161L115 159V157L113 158V156L110 155V156H105L106 160L108 159ZM129 157H132V158H129ZM188 157H189V159H188ZM244 157L247 160L244 159ZM136 158L138 159L137 161H135ZM171 158H173V159H171ZM239 158H241V159H239ZM158 160L160 161V163L163 162V161H166L169 164V162H170L171 166L169 165L168 169H170V167H171V169L170 170L167 169V171H166L167 174H165V172H163V171H162L163 173H161V171H159V170H162V169H160L161 167L158 166V165H160ZM214 160L217 161V162H214ZM236 161H238L239 165L236 164L237 163ZM246 161H247L248 164L246 163ZM137 162H139V163H137ZM152 162H153V164H152ZM87 163H89V162H87ZM187 163H186V165H187ZM218 163H221V164L217 165ZM144 164H146V165H144ZM215 164L217 165V167L214 166ZM139 165L141 166V168H139L140 167ZM156 165L158 166V168H155V167H157ZM248 165H249V167H248ZM129 166H130V168H129ZM218 166L220 167L219 169H217ZM233 168H234L235 175L238 174L240 177L237 176V175L236 176L233 175V173H234V172H232ZM131 169H133L134 172L136 171V172H139V173L137 174L135 172L133 174V171ZM238 169H239V171L241 170L240 171L241 174L238 171ZM144 170H146L147 172L144 171ZM222 170H224L225 172H223ZM214 171H216V172H214ZM242 171H244V172H242ZM181 172H182V174L180 175ZM224 173H225L226 176L224 175ZM230 173H232V175L235 176V179H236L235 183L239 182V183H237V185L239 184L238 186H240L239 187L240 189H238L239 191L242 189L241 191L246 194V192L248 190L246 196H245V194H243V196H242V192L241 191H240L241 195L240 194L235 195L236 193H239V191L235 187L237 185L235 183H233V180L231 179L233 176H231ZM7 175H6V179L10 176L11 178L9 177L8 179L9 180L11 179L10 180L11 182H13V183H15V181H16V183L18 182L17 177L13 173L8 172ZM212 175H215V176H212ZM243 175L246 176V179H245V177ZM219 176H221L222 178L220 177V179H223V180H220ZM247 176H249V177H247ZM181 177H185V178L188 177L186 179L188 181L189 180H191V181L188 182L185 178H181ZM238 177L241 178L242 180H244V179L245 180L242 181L240 179L241 180L240 181V180H238L239 179ZM228 179H230V180H228ZM12 180H14V181H12ZM180 180H182V181H180ZM66 181H68V180H66ZM243 182L247 186L246 185H241V184H244ZM114 183H116V184L118 183L117 179H115ZM224 183L227 184V185L224 186ZM230 183L233 186L235 184L234 187L236 189L234 187L232 188V185H230ZM88 185H89V187H88ZM228 185L231 186V188ZM248 186H252V188L250 187L251 188L250 189ZM207 187H209V190L210 189L211 190L209 191ZM224 187H225V189H224ZM72 188H74V189H72ZM217 188H218V190H217ZM68 189L70 191L71 190L72 191L69 192ZM90 189H88V190H90ZM206 189H204V190H206ZM66 191H68L69 193L66 192ZM111 191H112V194H111ZM232 191H233V193L231 195ZM62 192H64V193H62ZM77 192H78V194H76ZM192 192H194L195 194L192 193ZM234 192H235V194H234ZM249 192L251 193V195L249 194ZM72 194L73 195H77L76 203H75L74 200H72V198H73ZM106 194L108 195V197H107ZM116 194H118V195H116ZM208 194H209V196L211 195L212 197H214V199L212 197H209ZM213 194L215 196H213ZM78 195H79V197H78ZM116 196H117V198H116ZM192 197H193V199L196 198L195 201L192 200ZM141 198H143V199H141ZM187 198H189V200ZM240 198H242V199H240ZM118 199H120V200H118ZM115 201H117V202H115ZM77 202H79V204H77ZM175 203L178 204V205H176ZM204 203L206 204V207H205ZM257 203L259 205H261V206H259ZM199 204H201V205L204 204L203 205L204 207L200 206ZM255 204H257L259 207L258 206L256 207ZM14 205H15V207H14ZM135 205H137V206H135ZM119 206H121V207H119ZM122 206H123V208H122ZM124 206H126V207H124ZM198 206L201 209H199ZM207 206H209V207H207ZM251 206H253L255 208H252ZM193 207H195L194 208L195 210H193ZM211 207H212L213 210L211 209ZM117 208H119V209H117ZM197 208H198L199 211L197 210ZM204 208H206V209L204 210ZM207 208H209L211 210H208ZM260 208H262L263 210L260 209ZM123 209H124V211H123ZM216 209H218V211ZM223 209H225V210L223 211ZM84 210H86V211H84ZM52 211H53V213H52ZM115 211L116 212L118 211V212H121V213H124V214H129L130 213L129 211H131V213L133 214L132 216L136 217L135 219L132 217L131 222L128 225H126L128 227L123 228L125 230H123V233H120L121 236L120 235L118 236V234L116 232V220H115V217H118V212L116 213ZM205 211H207L208 213L205 212ZM195 212H197L198 214L196 213L194 215ZM200 212H201V214H199ZM204 212L207 215L210 214L208 217H211L209 219H212V220L211 221L209 220V221L214 224L213 226L209 222L210 226H209V224H207V226H208V228H207L206 223L208 222V217L204 218V215H205ZM248 212H249V214H248ZM87 213H88V216L90 218V222L91 223L90 222L87 223L85 221V220H87V219H85L87 217ZM114 213H116L117 215L114 214ZM221 214H222V216H221ZM14 215H16V216L19 215V217H16L17 220L19 219V221H17L15 219ZM196 215H199V216H197V218L199 217L198 218L199 221H197L198 219L195 217ZM207 215H205V216H207ZM246 215H248V218H246ZM10 216H12V217H10ZM255 216H256V218L258 217V220L255 218ZM137 217L138 218L140 217L139 218L140 221L136 220V219H138ZM212 217L214 218V220H213ZM250 217H251V220H249ZM201 218H203V219H201ZM262 218H264V217H262ZM112 219L114 221H112ZM194 219L195 220L197 219V220L195 221ZM200 219L203 220V221H201ZM246 219L249 222H252L253 219L254 220H253L252 223H249L248 221H246ZM23 220H24V222H23ZM215 220L217 222H215ZM28 221H29V223H28ZM222 221L225 222L226 223L225 225H227V226H225L224 223H222ZM31 222L34 223V224H32ZM195 222H196V224H195ZM197 222L201 223L202 225L198 224ZM202 222H204L205 227L203 226L204 224ZM17 224H18V226H17ZM87 224H89V225H87ZM197 224L200 225V226H198ZM85 226H87L88 228L85 227ZM13 227H14V229H16L15 231H14ZM15 227H17V228H15ZM25 227H26L27 230L25 229ZM216 227H217V230H216ZM5 228H6V230H5ZM19 228L22 229V233H19V232H21V230ZM209 228H211V230ZM212 228H214V230ZM17 229L19 230V232H17L18 231ZM200 230H202V232H200ZM203 230L205 232H203ZM218 230H219V234H218ZM229 231H230V233H229ZM6 232H8V233L6 234ZM220 232L221 233L223 232V234H221ZM241 232H242V234H240ZM9 233L10 234L12 233V235H10ZM18 233H19V235H18ZM47 233L48 234L51 233V235L50 234L48 235ZM199 235L200 236L202 235V237H200ZM220 235H221V238H220ZM237 235H238V237H240V240L238 239ZM16 236H17L18 239L16 238ZM20 236H22V237H20ZM29 237H31V238H29ZM109 237H111V238H109ZM236 237H237V239L239 241L236 239ZM19 238H23L22 239L23 242L21 240V243H17V242H20ZM224 238H226L227 240L225 239L226 240L225 241ZM24 239H25V241H24ZM221 240H223V241H221ZM237 241L239 243H237ZM229 242H231V243L228 244ZM233 242L235 244H233ZM226 243H227V245H226ZM194 244H195V246H194ZM194 248H196V249H194ZM58 249L61 250V251H59ZM190 249H192V251H193L192 253H191ZM20 251H21V248H19L18 253ZM188 251H190V253ZM60 253H61V256H59ZM227 253H228V255H227ZM240 253L243 254V257H242V255ZM50 255H48V256H50ZM62 256H63V258H62ZM229 256H230V258H229ZM240 256L242 257V260H241ZM40 257H41V255L37 256L35 258V261H37V260L40 261V262L37 261L38 262L37 264H39V263L41 264L42 263L41 262L42 259ZM237 257H238V259H237ZM57 258H60V259H57ZM227 258H228L229 261L227 260ZM9 259H5L0 254V264H6V263H4V261L11 264V262H9L11 259L10 260ZM243 259H245V260H243ZM27 260H29L28 261L29 263L27 262ZM58 260L59 261L61 260V262H59ZM18 261H19L20 264L21 263L22 264H36L35 261L31 263L32 260L30 261V259H28V258H25L24 260H22L20 255H19ZM230 264H232V263L230 262Z\"/></svg>",
  "mask_w": 264,
  "mask_h": 264
}]
</instances>
